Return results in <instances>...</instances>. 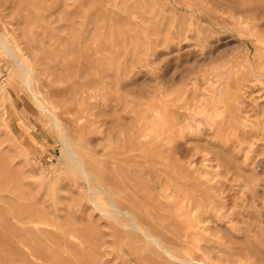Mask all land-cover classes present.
I'll return each instance as SVG.
<instances>
[{"label":"rangeland","instance_id":"obj_1","mask_svg":"<svg viewBox=\"0 0 264 264\" xmlns=\"http://www.w3.org/2000/svg\"><path fill=\"white\" fill-rule=\"evenodd\" d=\"M197 262L264 264V0H0V264Z\"/></svg>","mask_w":264,"mask_h":264},{"label":"bare ground","instance_id":"obj_2","mask_svg":"<svg viewBox=\"0 0 264 264\" xmlns=\"http://www.w3.org/2000/svg\"><path fill=\"white\" fill-rule=\"evenodd\" d=\"M11 53L14 55V57L16 58V61L20 64L19 66H22V69H23V71H24V73L26 74V81L29 83V81H31L30 80V77H31V69L28 67V66H26V65H24L20 60H18V58H17V56H16V54L14 53V51L12 50L11 51ZM17 63V64H18ZM20 69V68H19ZM22 71V70H21ZM23 74V73H22ZM24 75V74H23ZM22 76V75H21ZM24 77V76H23ZM24 77V78H25ZM24 80V79H23ZM27 83V84H28ZM30 84V83H29ZM31 84H32V82H31ZM33 94H34V92H33ZM32 94V95H33ZM35 99V98H34ZM37 101V100H36ZM40 102V101H39ZM43 106V105H42ZM38 107H39V105H38ZM46 111H48L46 108H44ZM53 116H54V118H55V120H56V123H58V124H60L61 122H63V121H61L60 120V118L57 116V115H55V114H53ZM62 124V123H61ZM60 126V125H59ZM58 126V127H59ZM59 129V128H58ZM65 144V143H64ZM67 147V146H66ZM69 147V146H68ZM68 149V148H67ZM72 150V149H71ZM70 150V151H71ZM70 153V152H69ZM72 153H73V151H72ZM73 159H75V158H73ZM77 161V160H76ZM84 168H85V166H84ZM83 167H82V169H84ZM84 171H85V169H84ZM116 179V178H115ZM113 181H115V180H113ZM116 181H117V179H116ZM119 184V183H118ZM116 185V184H115ZM112 187H116V186H112ZM95 203V202H94ZM117 209H119V208H117ZM125 214H126V212L125 211H123ZM105 213V212H104ZM129 214V213H128ZM132 225H133V229L135 230V231H140V227L134 222V221H132V223H131ZM140 233V232H139ZM144 236V235H143ZM146 238V237H145ZM149 239V238H148ZM150 239H152L154 242H156L160 247H162V245H161V243H159L158 241H157V239H155L154 238V236H150ZM151 241V240H150ZM163 248V247H162ZM164 252H165V254L170 258V259H172V260H174V261H177V259L168 251V250H164ZM183 262V261H182ZM198 264H202V263H199V262H197ZM197 263H195V264H197ZM189 264H191V263H189Z\"/></svg>","mask_w":264,"mask_h":264}]
</instances>
